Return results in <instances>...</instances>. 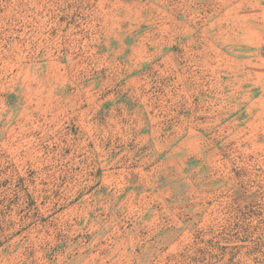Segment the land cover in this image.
<instances>
[{
	"label": "rangeland",
	"instance_id": "rangeland-1",
	"mask_svg": "<svg viewBox=\"0 0 264 264\" xmlns=\"http://www.w3.org/2000/svg\"><path fill=\"white\" fill-rule=\"evenodd\" d=\"M190 1L0 0V264H264V111L196 68L264 0Z\"/></svg>",
	"mask_w": 264,
	"mask_h": 264
},
{
	"label": "crops",
	"instance_id": "crops-1",
	"mask_svg": "<svg viewBox=\"0 0 264 264\" xmlns=\"http://www.w3.org/2000/svg\"><path fill=\"white\" fill-rule=\"evenodd\" d=\"M190 1V0H189ZM157 2L155 1V4ZM162 3V2H161ZM181 8L185 5L187 8H199L200 3L198 1H190V2H180L177 4H173V2H166L165 4V26H166V34L170 37V40L174 42V36L176 37V33L173 32L174 25H186L187 29H190V32L182 33L181 38L185 36L196 39L200 41L198 32H192V26H199V21L201 18H193L186 19L184 21V16L174 17L173 9ZM227 5V4H224ZM235 8H245V9H254L260 7L264 9V4L262 2H253V1H245V2H235ZM157 7V6H156ZM184 7V6H183ZM230 8V7H229ZM259 14L251 13L246 14L245 21L240 22L235 27H230L226 29H221L214 24L213 32L207 35L208 38L204 40L207 41V48L205 50H201V56L209 57V60L206 64H203V61L200 59L196 62L197 73L200 76H204L205 73L212 74V80L214 84H218V92L221 89L222 77L225 79V85H227L229 90L238 91V94L241 96V100H237L236 104L229 109V113L234 115L230 116V121H233L234 124H241L243 121L247 123V117L244 116L250 112H256L258 114L264 111V13L260 16ZM255 18V19H254ZM255 21V22H254ZM185 23V24H184ZM202 25V23H200ZM169 28L171 29L170 33L168 32ZM192 28V29H191ZM218 31V33H216ZM233 32L235 37L228 35L222 36L226 32ZM168 50H165L166 56L174 57V54H178L177 50H173L172 46ZM166 49V48H165ZM170 53V54H169ZM223 59V60H222ZM202 63V64H201ZM180 69L181 72H185V68L175 67L176 72ZM220 97V93H218ZM246 98V99H243ZM252 99L249 101L248 99ZM243 99V100H242ZM245 100H248L246 103ZM201 118V117H200ZM200 118L196 119V123H204L206 120L204 116H202V120ZM183 119V117H182ZM200 120V121H199ZM213 122V133L220 134L221 131V103L217 101L214 103V116L212 119ZM177 135H186L190 136L194 133H203V129L197 128V132L194 130L188 129H176Z\"/></svg>",
	"mask_w": 264,
	"mask_h": 264
}]
</instances>
